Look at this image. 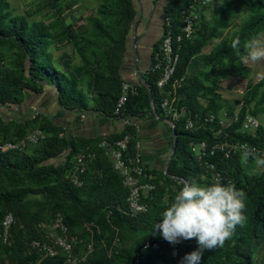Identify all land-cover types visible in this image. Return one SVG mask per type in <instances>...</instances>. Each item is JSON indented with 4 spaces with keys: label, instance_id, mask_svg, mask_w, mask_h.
Instances as JSON below:
<instances>
[{
    "label": "trees",
    "instance_id": "obj_1",
    "mask_svg": "<svg viewBox=\"0 0 264 264\" xmlns=\"http://www.w3.org/2000/svg\"><path fill=\"white\" fill-rule=\"evenodd\" d=\"M151 1L154 4L152 17L146 32L140 34L137 48L151 42L149 45L151 61L147 73L143 76L148 84L154 109L157 114H162L159 108L161 95L155 84L159 74L151 70L153 52L168 27L173 32L177 30L180 11L186 8L191 0ZM136 4L139 8H144L140 0H100L94 15L86 17L89 27L82 34V45L84 48L90 47L92 53L95 51L91 47L103 48L102 54L109 61L105 66L106 72H102L89 63L88 57L83 61L86 66L81 64L60 70L54 65L49 51L55 38L52 26L43 21H28L22 15L12 14L8 9L7 0H0V41L7 42L15 48L14 64L18 69L17 75L0 77V107L7 109L14 106L22 107L25 91L41 93L44 86H51L56 91V103L60 107L94 109L104 115H112L120 92L119 71L131 44L140 36L135 30L142 15L138 12L140 9L136 8ZM243 10H247L246 17L239 24H234V17ZM215 13L210 25L201 22L192 38L182 43L174 75V78H178L185 74L188 61L199 53L211 38L222 37L225 29L235 28L204 57L205 64L212 66L207 74L211 85L203 88L201 82H196L201 85L203 94L209 95L207 104L201 106L195 101L193 87L190 86V92L187 88L190 84L187 78L178 89V93H184L185 97H179L177 101V105L183 107L185 111L171 128L176 135L174 153L166 172L152 171L156 176L154 180L156 188L145 198L147 211L137 217H130L123 212L127 190L122 186L110 160L97 147L101 137L95 141L78 143L76 139L67 138L57 125L39 113L26 116L21 123L3 120L0 117V137L4 139L24 136L33 128H40L46 134V138L36 144L38 146L32 148L30 153L24 151L25 149L0 152V220L7 212H11L15 218V223L10 229L12 244L0 243L3 251L10 255L7 264H34L39 257L35 250L29 251V254H22L26 247V238L16 230L18 225L16 217L25 222L22 212L24 202L33 194L40 195L43 203L49 204L51 210L49 216L36 220V223L47 220L59 212L63 215L64 223L71 234L80 235L74 230L77 223L94 222L97 228L90 229L93 242L103 241L106 247L113 246L115 238L120 242L118 247H112L109 256L105 255L102 258H99V253L104 251V247L99 245V250H93L87 260L79 264H135L137 258L139 264H179L186 253L194 250L192 245L195 239L182 240L175 244L176 254L173 255L171 254L173 244L168 243L158 232L153 234L154 230H151L152 226L159 222L165 208L182 189L185 181L196 180L201 185L211 183L204 164L197 159L189 144L199 141L212 144L220 140H237L250 145H264V126L259 125L254 134L241 131L246 112L257 116L263 109L264 76L255 83H249L241 98L243 104L236 111V120L220 129L219 126L222 125L219 124L217 114L223 105L216 93L220 79L247 75L242 63L247 54L244 45L252 37L264 35V0H217ZM166 21L169 22L168 26ZM196 28L197 23L195 30ZM237 36L240 38V48L234 50L231 43ZM82 50L80 52L83 54ZM0 61L2 63L1 58ZM80 84L87 85L89 91L93 93L91 97L82 92ZM136 89L137 94L129 96L125 107L130 102L138 101L141 93L138 87ZM207 114H213L215 117L212 125L203 124L194 131L183 128L188 116L196 115L202 120ZM128 130L133 132L134 128L130 127ZM120 135L108 138L113 139ZM85 147L96 151V159L83 175V184L74 186L68 178L72 170V159L75 153ZM62 156L63 161L55 160ZM240 158L241 155H234L226 159L218 153L208 161L216 163L224 180L230 178L238 187L240 180L236 176L233 178L226 176L225 172L233 160ZM244 177L246 222L243 226L236 227L234 235L223 247L204 252L200 264H248L254 245L264 235V169L258 174ZM36 237L37 230L31 235L30 240ZM38 264L67 263L61 255H57L43 257Z\"/></svg>",
    "mask_w": 264,
    "mask_h": 264
},
{
    "label": "built area",
    "instance_id": "obj_2",
    "mask_svg": "<svg viewBox=\"0 0 264 264\" xmlns=\"http://www.w3.org/2000/svg\"><path fill=\"white\" fill-rule=\"evenodd\" d=\"M210 2V0H209ZM204 0H191L190 4L180 11V23L177 30L173 32L168 29L162 34L159 44L153 52V63L151 70L157 71L159 76L155 82L157 89L161 95L159 108L162 116L167 123L173 128L174 123L184 113V108L177 105L179 99L178 89L181 88L186 81L187 76L183 74L178 78H174L176 68L180 58V49L182 43L190 40L195 31V25L198 15L195 11L198 8L207 6ZM169 22L166 21V26ZM1 63V61H0ZM136 86L127 81H121L120 92L115 101L112 115L119 118L123 125V133L116 138H108L101 136L97 142V147L101 149L104 155L110 160L112 168L118 173L121 184L127 190L125 212L130 217H137L139 214L145 213L148 205L145 202L147 198L156 188L154 180L156 176L143 162L142 144L136 130L131 132L128 128H132L133 116L125 112V105L130 95H136ZM243 104L242 99L238 101V107ZM225 115V114H224ZM198 116H188L183 128L187 131H194L203 124L212 125L215 122L213 114H207L202 120ZM237 113L231 117L230 122L236 120ZM259 121L256 116L246 112L244 115L241 131L254 134L257 130ZM219 124H222L219 121ZM217 134V133H216ZM46 138V134L40 128L31 129L26 135L21 137H13L4 139L0 137V152L21 151L29 146L36 145ZM247 144L257 149L261 156H264V145H250L246 142L233 140H220L212 144L205 141L190 143L191 150L195 153L198 160L202 161L205 170L212 182L217 175L222 182H227L216 163L208 161L212 156L221 154L228 159L234 155H241V145ZM96 151L90 147L75 153L72 159V170L68 174L71 184L81 186L84 182L83 175L87 172L91 163L96 159ZM15 223L14 215L11 212L4 214L0 220V243L7 244L10 237V229ZM38 237L28 241L29 250H35L44 257H53L61 255L67 264H79L87 260V255L93 249V240L83 244V240L79 235L68 232L64 223L63 215L59 212L53 214L47 220L38 221L35 225ZM83 246L84 253H78ZM175 254V251H174Z\"/></svg>",
    "mask_w": 264,
    "mask_h": 264
},
{
    "label": "crops",
    "instance_id": "obj_3",
    "mask_svg": "<svg viewBox=\"0 0 264 264\" xmlns=\"http://www.w3.org/2000/svg\"><path fill=\"white\" fill-rule=\"evenodd\" d=\"M208 6L200 8L201 15L199 14L198 16V21L204 22L206 25H210L213 17L216 15L215 9H211L210 11L208 10ZM153 9L154 4H150L146 10L145 8H140L142 14L145 11L147 12V19L144 23L140 22L138 24L136 30L139 32V35L146 32ZM235 23L236 21H234ZM198 27L199 24L195 32L198 31ZM234 29L233 27L225 29L222 36H225L229 30L231 33ZM259 36L264 35L260 34ZM140 37L141 35L137 40L133 37L134 42L125 56L119 74L121 81L130 82L140 90L141 94L138 97V101L135 103L130 102L125 107V112L133 116V128L137 131L142 144L143 162L151 172H160L163 171L164 164L170 153L171 143H173V133L171 126L162 114L153 113L154 104L143 76V74L147 73L151 61V46H149L151 42L137 48V42ZM221 39V36L211 38L199 53L191 57L184 71L190 82L187 88H189L190 92V86L193 87L194 92L192 94L196 99L195 101L201 106H206L209 95L203 94L201 85H198L197 82H201L203 88L211 85V80L207 74L210 72L212 66L205 64L204 57L213 51ZM242 63L247 70L246 76L220 79L217 83L216 93L223 105L218 111L217 119L222 123V126L229 124L232 114L238 110V101L241 100L242 93L246 90L249 83L257 82L264 76V62H249L245 55ZM138 71L141 73L142 78L138 75ZM79 88H81L85 95L92 96L93 93L89 91L87 85L80 84ZM28 97L30 100L27 102L28 105H26L25 109L30 114L29 116L38 113L43 114L53 124L57 125L67 138L76 139L78 143L88 140L95 141L98 137L104 135L115 137L123 131L121 120L113 115H104L94 109L80 110L77 107L72 109L60 107L56 103V91L51 86H44L41 93L31 92ZM179 97L184 98L185 94L181 92ZM229 110H232V113ZM23 111L24 108L19 107L17 110H14L17 116L1 118L21 123L27 118L20 116L23 114ZM63 159L64 157L62 156L55 160L59 162L63 161ZM248 264H264V235L254 245Z\"/></svg>",
    "mask_w": 264,
    "mask_h": 264
},
{
    "label": "rangeland",
    "instance_id": "obj_4",
    "mask_svg": "<svg viewBox=\"0 0 264 264\" xmlns=\"http://www.w3.org/2000/svg\"><path fill=\"white\" fill-rule=\"evenodd\" d=\"M7 2L9 5L8 9L12 12V14L22 15L28 21H43L44 23L52 26V32L55 38L53 39V43L49 48V51L54 65H56L60 70H65L64 68H70L71 66L81 65L83 64L85 57H88V60L90 61L89 63H92L94 68L96 67L97 70L106 72L105 66L108 65L109 60L103 56V48L91 47L95 51L92 53L90 47L88 49L84 48L82 45V34H84L85 29L89 27L86 22V17L94 15L100 0H7ZM216 2L217 0H213L212 3L209 2L210 4H208V10L211 11V9H215ZM140 3H143L145 10L150 4H153L151 0H140ZM136 8L139 10V5L136 4ZM246 11L247 10H243L236 14L234 17V21H236L235 24L240 23L246 17ZM138 12L142 15L140 22L144 23L147 19V12L145 11L143 14L141 10ZM195 13L198 16L199 14L201 15L200 8H198ZM200 23L201 21H198L197 26ZM229 34L230 30L225 34V36H222V38L227 37ZM80 50H82L83 54ZM15 51V48L9 43H3L0 41V58L2 59V63L0 65V77L17 75L16 73L18 69L14 64L16 55ZM104 51H106V49ZM83 65L86 66L85 64ZM29 93L31 92L25 91L22 98V107L24 108L23 114L20 115L22 117L30 115L27 112V109H25L26 105H28L27 102L30 100L28 97ZM14 108L16 107L14 106L11 109L0 107V117L6 118L17 116L14 113ZM17 109L18 108H16V110ZM256 117L259 124L264 126V105L262 111ZM219 128H223V126H219ZM36 146L38 145L29 146L24 151L30 152V150ZM263 169L264 167H257L254 160H249L245 165L241 160L235 159L229 164L228 171L225 172V175L232 178L233 176H236L240 180V185L237 188L242 189L246 193V189L244 187L246 180L244 176L258 174ZM50 211V205L43 203L40 195L33 194L26 198L24 202V209L22 211L25 217V222L16 217L18 222L16 230L26 238V247L23 249L22 254H29V251H31L28 249L27 242L30 240L31 235L36 231V220L46 218L50 215ZM96 228V223L83 221L77 223L74 230L80 234L79 236L82 238L83 244H85L91 239L90 229L95 230ZM12 240L13 239L10 236L7 245L10 243L12 244ZM119 243L120 242L116 238L112 243L113 246L108 247L104 245L103 241L99 243L93 242V249L90 253H88L87 258L93 250H99V245L104 247V251L99 253V258H102L105 255L109 256L112 252V247H118ZM80 247L81 248L78 250V253L83 254L85 252L82 248L83 246ZM192 248H197L196 241H194ZM3 250L4 249L0 247V264H7L10 260V255L6 254ZM174 251L176 254L175 244L172 246L171 254L175 255ZM206 251L207 250L204 252ZM43 257L44 256L42 254H39V257L34 261V264H38Z\"/></svg>",
    "mask_w": 264,
    "mask_h": 264
},
{
    "label": "clouds",
    "instance_id": "obj_5",
    "mask_svg": "<svg viewBox=\"0 0 264 264\" xmlns=\"http://www.w3.org/2000/svg\"><path fill=\"white\" fill-rule=\"evenodd\" d=\"M208 2L204 0V3ZM231 47L239 50L238 36L232 40ZM244 48L249 62H264V36L252 37ZM240 150L242 163L246 165L252 159L257 167H264V156L256 148L244 144ZM245 201L246 193L232 180L222 182L219 175L205 185L198 184L196 180L185 181L151 230H154L153 234L158 232L170 244L195 239L197 248L186 253L179 264H200L205 250L223 247L234 235L236 227L244 225L247 219Z\"/></svg>",
    "mask_w": 264,
    "mask_h": 264
},
{
    "label": "water",
    "instance_id": "obj_6",
    "mask_svg": "<svg viewBox=\"0 0 264 264\" xmlns=\"http://www.w3.org/2000/svg\"><path fill=\"white\" fill-rule=\"evenodd\" d=\"M138 75L142 78V75H141V73L139 71H138ZM147 86H148V84H147ZM153 113L156 114V110L154 108H153ZM172 133H173V143H172V147H171L170 153H169V155H168V157L166 159V162L164 164L163 172H166L167 166H168V164H169V162H170V160L172 158V155L174 153V150H175V145H176V143H175V137H176V135H175L174 130H172ZM135 264H139L138 258L136 259Z\"/></svg>",
    "mask_w": 264,
    "mask_h": 264
},
{
    "label": "bare ground",
    "instance_id": "obj_7",
    "mask_svg": "<svg viewBox=\"0 0 264 264\" xmlns=\"http://www.w3.org/2000/svg\"><path fill=\"white\" fill-rule=\"evenodd\" d=\"M153 108H154V105H153ZM238 109H239V107H238ZM156 114H157V113H156ZM171 128H172V127H171ZM219 131H220V130H219ZM219 131H218V132H219Z\"/></svg>",
    "mask_w": 264,
    "mask_h": 264
}]
</instances>
